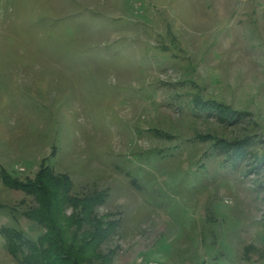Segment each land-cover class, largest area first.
I'll return each instance as SVG.
<instances>
[{
    "label": "rangeland",
    "instance_id": "1",
    "mask_svg": "<svg viewBox=\"0 0 264 264\" xmlns=\"http://www.w3.org/2000/svg\"><path fill=\"white\" fill-rule=\"evenodd\" d=\"M46 157L109 264H264V0H0V225Z\"/></svg>",
    "mask_w": 264,
    "mask_h": 264
},
{
    "label": "trees",
    "instance_id": "2",
    "mask_svg": "<svg viewBox=\"0 0 264 264\" xmlns=\"http://www.w3.org/2000/svg\"><path fill=\"white\" fill-rule=\"evenodd\" d=\"M48 159L41 162L34 178L19 181L6 175L8 184L35 199L21 215L38 226L36 236L29 237L17 227L0 225L8 250L23 264H109L112 250L101 249L119 222L97 213L105 200L103 192H73L70 176L56 172L53 164L45 162Z\"/></svg>",
    "mask_w": 264,
    "mask_h": 264
}]
</instances>
